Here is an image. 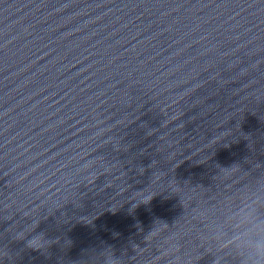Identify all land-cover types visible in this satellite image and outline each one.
Segmentation results:
<instances>
[{
    "label": "water",
    "instance_id": "95a60500",
    "mask_svg": "<svg viewBox=\"0 0 264 264\" xmlns=\"http://www.w3.org/2000/svg\"><path fill=\"white\" fill-rule=\"evenodd\" d=\"M256 191L264 0H0V264H240Z\"/></svg>",
    "mask_w": 264,
    "mask_h": 264
},
{
    "label": "clouds",
    "instance_id": "9594fccd",
    "mask_svg": "<svg viewBox=\"0 0 264 264\" xmlns=\"http://www.w3.org/2000/svg\"><path fill=\"white\" fill-rule=\"evenodd\" d=\"M264 206V192H253L246 205L226 217V223L232 227L231 233L223 225H216L204 237L212 242L215 250L231 248L240 258V264H262L264 262V215L259 208ZM170 244L169 248H174ZM104 264H121L111 250H103Z\"/></svg>",
    "mask_w": 264,
    "mask_h": 264
}]
</instances>
